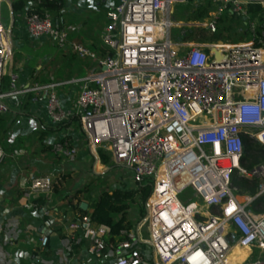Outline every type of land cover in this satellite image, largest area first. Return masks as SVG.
Here are the masks:
<instances>
[{
  "label": "built area",
  "instance_id": "built-area-1",
  "mask_svg": "<svg viewBox=\"0 0 264 264\" xmlns=\"http://www.w3.org/2000/svg\"><path fill=\"white\" fill-rule=\"evenodd\" d=\"M186 1L116 0L106 11L101 42L111 52L103 55L70 40L67 28L48 11L25 14L28 38L49 39L96 64L72 79L78 89L66 105L57 92L59 83L34 81L17 88L15 75L8 73V87L0 85V113L14 96H42L52 125L76 116L90 149L101 147L134 175L150 176L145 219L157 264H264V207L257 210L253 203L257 197L264 200V162L241 165L244 137L264 151V38L254 29L257 15L250 19L245 9L257 3L264 15V0H211L216 12L204 21H173L172 5ZM224 9L250 19L249 38L209 45L172 39L173 27L199 25L214 31ZM211 49L219 61L211 60ZM12 53L10 22L0 20V84ZM69 139L55 138L51 151L72 160L77 148ZM4 156L0 148V161ZM233 174L254 179L255 193L237 196ZM185 187L199 200L181 203L177 194ZM51 188L48 175L34 176L22 196ZM68 228L69 239L87 240L95 257L108 249L113 264L138 260L123 252L135 239L132 231L119 229L112 244L107 226L92 223L88 215L77 216ZM39 243L45 246V234ZM232 246L250 253L233 263Z\"/></svg>",
  "mask_w": 264,
  "mask_h": 264
},
{
  "label": "crops",
  "instance_id": "crops-1",
  "mask_svg": "<svg viewBox=\"0 0 264 264\" xmlns=\"http://www.w3.org/2000/svg\"><path fill=\"white\" fill-rule=\"evenodd\" d=\"M60 1L61 9L58 22L60 26L67 28L69 39L81 42L90 48L98 46L101 43L102 30L107 22L106 11L116 0ZM30 2L28 0L25 7L30 5ZM14 15L16 23V30L12 39L14 58L12 57L11 64L6 69V73L15 75V86L17 88L31 84L34 81L57 82L61 86L57 89V92L59 96H63V93H61L62 89H70V87L77 85V82L72 81V79L85 74L87 69L84 65L88 64V61L92 59L76 56L79 61L77 60L69 68L65 66L64 62L61 64L58 58L52 59L54 53L48 44L43 45L42 40L45 39L36 40L27 37L23 27L24 14L22 12H15ZM190 22L193 21H187V23ZM93 50L96 51L95 49ZM60 65L63 66L64 70H70L68 76L62 75L53 78L47 66L55 69ZM30 70H34V72L31 74ZM21 95L23 94L15 97H20ZM36 99L37 97L34 98L33 96L31 100L27 101V109L25 111L30 114L29 116L19 115L20 119L26 117L25 119L29 121L26 128L35 131L38 130V121H41L45 125H52L45 115L43 100H41L43 103L42 110H33L35 106L33 101ZM13 100L14 97L7 100L8 107H13ZM61 101L64 105L67 104V102ZM15 109L17 108L15 107ZM34 118H37L38 121L34 120ZM20 130L21 132H26L25 128H21ZM66 131L63 132L66 134L71 133L74 139L78 136V131L81 133L74 123H70ZM59 133H48L46 137L50 138L51 135L58 136ZM38 144L39 142L37 141ZM26 147L23 146L21 149L25 150ZM0 148L2 149L1 146ZM34 150L31 156L22 158L18 156L17 159L13 158L16 153L14 149L9 150L11 152L3 150L4 157L12 158L4 162L2 161L3 158L0 161V264H113L115 256L110 250L105 249L101 256L95 257L88 249L87 240L81 238L75 242L69 239L68 225L76 218L77 214H75L76 210L67 202L66 198L72 192L69 193L65 186L56 184L57 190L35 192L27 198L22 196L24 187L32 177L41 172L44 174L47 171L53 172V170L57 169V167H54L55 165L57 166L56 157L53 155L49 157L42 155H48L50 152L43 150L41 147ZM39 154L40 157H38ZM42 158L45 161H42ZM51 181L54 182L52 179ZM236 187L238 190L239 187ZM38 194L45 195L43 197L45 199L44 203L35 202L34 199ZM89 195L91 198L94 196L91 193ZM84 196H86L85 193H79L73 201L78 200V203H80L84 201ZM237 196H239V193H237ZM85 203L86 209L87 202ZM127 219L130 221V227L124 230L132 231L135 239L123 249V252L126 255H136L138 257V260L133 264H157V258L147 241V225L143 233H138L136 226L141 218L138 220L136 218L133 222H131L128 216ZM42 234L47 236L45 246L39 243V237ZM76 234H78V231L75 232ZM115 236L116 234L112 236L114 242L118 238ZM114 242L112 241L111 243L113 244ZM249 253L250 249L237 250L235 246H232L229 257L234 259L233 263H235Z\"/></svg>",
  "mask_w": 264,
  "mask_h": 264
},
{
  "label": "trees",
  "instance_id": "trees-1",
  "mask_svg": "<svg viewBox=\"0 0 264 264\" xmlns=\"http://www.w3.org/2000/svg\"><path fill=\"white\" fill-rule=\"evenodd\" d=\"M5 3L8 5V12H9V22H10V32L12 35V39L14 38L15 34V12H22L24 15L29 14V13H38L41 14L44 11H48L52 18L54 19L55 23L59 25V14H60V9H61V1L60 0H30V5L25 7V4L28 0H4ZM211 3H214L211 0H207L205 5L200 6L198 5L195 11L192 13V15H187L186 20H191V21H202L205 17H209L210 13L209 8L212 5ZM215 4V3H214ZM246 12L248 13L249 17H253L257 15V19L260 22L264 23V15L261 12L260 6L257 3H247L245 5ZM223 13V14H222ZM233 12H229L228 9H224L217 17L216 19V28L214 31L209 32L206 29L204 30L201 28L199 25H192V26H187V27H181L178 28L177 36L181 38L182 40H192V41H197V42H206L210 41V39H214L216 41L221 33L220 31L222 29H228L230 26L226 22H230L233 17ZM11 15V19H10ZM228 15L229 17L227 20H225V16ZM256 33L257 35L261 36L264 38V30L260 31L259 30V25L256 26ZM46 41V42H45ZM43 42V45L48 44L51 48V51H53V56L52 59L58 58V61L64 62L65 66L68 68L71 67L74 63L77 62L78 58L74 53H72L69 49H59L56 44L49 39H46ZM50 41V42H49ZM52 42V43H51ZM92 48V47H91ZM92 49H95L98 55L111 52L110 49H108L107 46H105L102 42L96 46L95 48L93 47ZM206 50V48H205ZM37 53V50H36ZM14 56V54H13ZM82 61L84 59H81ZM79 61V60H78ZM85 61V60H84ZM63 66L60 65L55 69V75L56 76H68V72L70 70L66 71ZM34 70H30V73L32 74ZM64 73V74H63ZM9 80V75L5 72L2 77H1V89H6V86L8 84ZM32 92H27L24 93L23 95L20 96V99H23V102L21 103L19 110L15 109L16 106L14 107H9V109L6 112L0 113V129L4 133L5 127V120L7 119L8 115H14L16 117H20L19 115L23 116H29L25 111L27 101L33 98ZM17 108V107H16ZM34 120L38 121L37 118H34ZM74 123L78 128V121L76 116H71L69 119H67L64 122L57 123L55 125H45L42 124L41 121H38V130H37V136L36 140L40 143L44 137L47 136L48 133H58V132H63L67 128L68 124ZM82 133V132H81ZM63 136L68 137V134H64ZM69 138V137H68ZM245 138V137H244ZM243 138V140H244ZM1 139V138H0ZM0 146H3V144L0 141ZM248 146V145H247ZM251 146V145H250ZM250 146H248L250 148ZM254 146L260 150L261 147L257 142H254ZM248 147L243 148V150H248ZM253 148V145L251 146ZM43 150H46L50 153H53L51 151V144H47L44 147H41ZM5 149V148H3ZM11 150V148H9ZM5 150L8 151V148ZM56 157H59V155L54 154ZM98 156L101 161V163L108 165V166H113L116 165L113 161L109 160L108 153L105 152L103 153L100 149H98ZM246 154L243 153V160L246 158ZM7 156L4 157L2 160L3 162L6 161ZM264 159V157H261ZM256 161V158H253V161L249 162L248 164L250 165ZM252 166V165H251ZM248 166L247 168L251 167ZM61 178L63 176H60ZM133 185L131 187L129 186H124L121 184L120 186H116L110 189L107 188H102L100 189L92 198L89 195V190L87 189V184H83L78 188H75L71 195H69L66 199L68 204H70L76 211L75 214L77 216H82V215H88L90 221L94 224H101L105 225L108 228V233L110 237L108 238L109 242H114L112 236L117 234L119 229H128L130 227V221L127 219V209L128 206H130L132 203L137 202L138 203V208H137V220L142 218L146 212L145 210V202L146 199L151 191V184H152V179L150 176H136L133 175ZM231 183L233 185H236L239 187L237 190L239 194H249L253 195L255 193V181L252 179H246L244 177H239L236 174H233L231 177ZM51 190H57V186L54 182H52V188ZM50 190V191H51ZM79 193H85L86 196L83 197V200L87 202V208L86 209H81L79 207V201H73L74 198L79 194ZM46 195V193H44ZM45 195L43 194H38L36 198L34 199L35 202L38 201L40 203H44L45 199L43 198ZM253 203L257 207H264V200L261 197H257L253 200ZM262 208H258L257 210H261ZM232 242V240H231Z\"/></svg>",
  "mask_w": 264,
  "mask_h": 264
},
{
  "label": "rangeland",
  "instance_id": "rangeland-1",
  "mask_svg": "<svg viewBox=\"0 0 264 264\" xmlns=\"http://www.w3.org/2000/svg\"><path fill=\"white\" fill-rule=\"evenodd\" d=\"M207 0H188L185 3H174L172 5L171 9V17L173 21L181 20L183 22L191 21L186 20L187 15H192V13L195 11L198 5L203 6L205 5ZM243 2L244 0H239ZM212 5L209 8L210 14L216 12L217 4L211 3ZM243 5V4H242ZM209 14V15H210ZM223 14V13H222ZM233 17L230 22L224 21V23H227L230 28L228 29H222L220 31L221 35L216 40L219 42L227 43V42H236L238 40L249 38V21L251 19L247 18L245 15H242L240 13H232ZM229 16L226 15L224 18L227 20ZM207 17H205L202 21H204ZM0 20L3 24L9 23V12H8V5L5 3L4 0L0 2ZM197 22V21H194ZM253 24L255 25L254 29L256 30V26L259 25V30H264V23L258 21V19H253ZM205 30L204 27L200 26ZM178 27L172 28V39L174 41H178L177 31ZM46 40V39H45ZM45 40H42L43 42ZM214 41V39H210V41H206L203 43H206L207 45L211 44ZM46 42V41H45ZM50 42V41H49ZM208 47V46H207ZM14 53H12V57ZM103 55V54H101ZM51 59V57H49ZM96 62L94 60L88 61V64H85V68L87 71H90L92 66H94ZM48 71H50L53 78L56 77L55 75V69L53 67L47 66ZM78 89L77 85L70 87V89H62L61 93H63V96L61 97V100L64 102H69L76 94V90ZM67 96V97H65ZM37 97L36 100L33 102L35 103V106L33 107L34 111L42 110L43 103L41 100H43L42 96L35 95L34 98ZM30 100V99H29ZM13 107L16 106L17 110H19V107L21 103L23 102V99L21 100L20 97H15L13 100ZM31 102V101H30ZM11 103V102H10ZM27 109V107L25 108ZM26 118V117H25ZM20 119L19 117H16L14 115H8L7 119L5 120L7 124H5L4 133L0 129V141L3 144V148H12L14 149L15 156L14 159H17L18 156L25 157V156H31V153H34V149H37L39 147H44L47 144H50L51 141H53L55 138L65 137L63 136L66 134L65 132H60L58 136L51 135L50 138L44 137L43 140L37 145V131L35 130H29L26 128L28 127L27 123L29 122L27 119ZM69 126V124H68ZM67 126V128H68ZM25 128L26 132H21L20 129ZM66 128V130H67ZM65 130V131H66ZM67 132V131H66ZM78 136H76V139L73 138L71 133H68L69 140L73 143V145L77 148L75 157L70 159L65 158H59L53 155V153L42 154L45 157H49L53 155L56 157L55 161L57 162L56 170H53V172L47 171V173H39L38 175H48L51 177V179L54 181L57 185H63L68 189V192L71 193L75 188L80 187L83 184H87V189L89 190V193L91 195H95L100 189L102 188H113L116 186H120L123 184L124 186L131 187L133 185V175L134 173L129 167L123 166V165H113L108 166L103 163H101L99 156H98V149H100L103 153L105 151L101 147H96L94 150L90 149L87 141L85 139L84 134L80 133L78 131ZM46 138V139H45ZM250 146V148L248 146ZM26 147L25 150H22L21 148ZM248 147V150H243V153L246 154V158L241 162V165L245 166L246 168L248 166L254 165L257 162H264V159L261 157H264V151L262 149L258 150L254 146V142L249 141L246 137L243 140V148ZM18 148V149H17ZM20 149V150H19ZM40 157V154L38 155ZM12 157H7L6 159H11ZM53 158V157H52ZM253 158H256V161L248 164L249 162L253 161ZM47 159V158H44ZM42 161L43 158L41 159ZM110 160V159H109ZM111 161V160H110ZM60 176H63L62 178ZM255 181L254 179H252ZM63 183V184H62ZM256 184V181H255ZM256 188V186H255ZM235 193H239L238 191H235ZM239 196H242L239 194ZM177 199L181 203H186L191 200H199L193 193L192 189L190 187H185L182 191H180L177 194ZM137 208L138 203H132L130 206H128V217L133 222L137 218ZM258 208H262L258 207ZM257 208V209H258ZM146 215L144 214V217L138 221L136 229L138 233H143L144 229L146 228L147 222H146ZM251 257H254V255H251Z\"/></svg>",
  "mask_w": 264,
  "mask_h": 264
},
{
  "label": "water",
  "instance_id": "water-1",
  "mask_svg": "<svg viewBox=\"0 0 264 264\" xmlns=\"http://www.w3.org/2000/svg\"><path fill=\"white\" fill-rule=\"evenodd\" d=\"M11 18H12V17H11V15H10V19H11ZM210 53H211L210 57L212 58L211 60L219 61V60L221 59V57L219 56V54H218L217 51H214L213 49H211ZM79 207H80L81 209H85V207H86V203H85L84 201H81V202L79 203Z\"/></svg>",
  "mask_w": 264,
  "mask_h": 264
},
{
  "label": "bare ground",
  "instance_id": "bare-ground-1",
  "mask_svg": "<svg viewBox=\"0 0 264 264\" xmlns=\"http://www.w3.org/2000/svg\"><path fill=\"white\" fill-rule=\"evenodd\" d=\"M242 250H245V249H242Z\"/></svg>",
  "mask_w": 264,
  "mask_h": 264
}]
</instances>
